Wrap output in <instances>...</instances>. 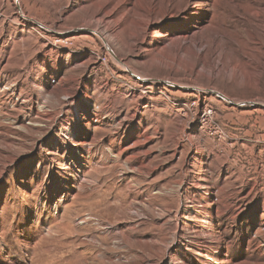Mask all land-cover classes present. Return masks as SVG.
<instances>
[{
    "label": "rangeland",
    "instance_id": "1",
    "mask_svg": "<svg viewBox=\"0 0 264 264\" xmlns=\"http://www.w3.org/2000/svg\"><path fill=\"white\" fill-rule=\"evenodd\" d=\"M149 1L0 0V264H264V0Z\"/></svg>",
    "mask_w": 264,
    "mask_h": 264
},
{
    "label": "bare ground",
    "instance_id": "2",
    "mask_svg": "<svg viewBox=\"0 0 264 264\" xmlns=\"http://www.w3.org/2000/svg\"><path fill=\"white\" fill-rule=\"evenodd\" d=\"M13 1V5L15 6V18L18 19V17L23 18V19H28L27 17H25L23 11H22V7H21V3L20 0H12ZM40 1H46V0H40ZM49 1V0H47ZM91 0H82V4L89 2ZM105 3L104 4H98V11L94 14H92L91 18L93 17H97L99 16L101 13H104V16H106L105 18H111L112 15H110V11H106L108 9V7L113 3V1H117L120 4H126L127 2H130L131 0H104ZM108 1V2H107ZM156 0H150L147 4V8H146V14L144 16V18L140 19L139 22L137 23V26L140 30V39L136 38V36L133 33H129L126 35H122L119 37V40L121 42V44L123 45L124 48L128 49V50H135L137 48L138 45L141 46L142 50L140 51V54L143 56L144 54L149 52V48L150 46H143V44L146 42V37L149 36V31L151 29V25L152 23L155 22L154 16H155V12H154V8H153V4L155 3ZM165 6V13H168L167 10L169 9L170 6V2L171 0H161ZM118 5V3H117ZM116 5V6H117ZM80 7V6H79ZM113 8V7H112ZM116 8V7H115ZM116 9H112L111 12L114 13ZM185 12H187V10H185ZM130 14H134V11L132 8H129L124 15L118 19L119 24H124V22L127 20V17ZM102 16V17H104ZM105 20V19H104ZM103 21V20H102ZM101 21V22H102ZM82 29V28H79ZM93 34H95L105 45L106 49L109 50V45H108V40H107V34L106 31L101 30L100 26L99 28H95L94 31H91ZM108 32V31H107ZM157 38H160V36H157ZM194 43V40H193ZM189 49L191 50V53L193 54V56L197 59H199L201 61L202 65H205L206 61H207V56L206 55H202V54H197L194 52V50L192 49L191 45H189ZM111 54V53H110ZM114 59V58H113ZM116 62L121 65L122 68L127 69L128 66H126V64L118 58H115ZM139 81L141 83L146 84L145 82H147V80L140 78ZM160 82V81H159ZM151 83H155V81H152ZM161 83V82H160ZM144 95V94H143Z\"/></svg>",
    "mask_w": 264,
    "mask_h": 264
},
{
    "label": "water",
    "instance_id": "3",
    "mask_svg": "<svg viewBox=\"0 0 264 264\" xmlns=\"http://www.w3.org/2000/svg\"><path fill=\"white\" fill-rule=\"evenodd\" d=\"M214 96H216L219 100L227 102L228 104L232 105V106H237V104L231 102L228 98H226L225 96L221 95L220 93L217 92H211Z\"/></svg>",
    "mask_w": 264,
    "mask_h": 264
}]
</instances>
